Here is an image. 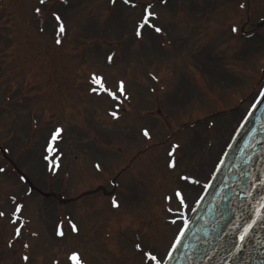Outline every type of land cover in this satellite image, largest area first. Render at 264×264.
Segmentation results:
<instances>
[{"label":"rangeland","instance_id":"1","mask_svg":"<svg viewBox=\"0 0 264 264\" xmlns=\"http://www.w3.org/2000/svg\"><path fill=\"white\" fill-rule=\"evenodd\" d=\"M135 1L0 0V264L163 261L260 94L264 0Z\"/></svg>","mask_w":264,"mask_h":264},{"label":"water","instance_id":"2","mask_svg":"<svg viewBox=\"0 0 264 264\" xmlns=\"http://www.w3.org/2000/svg\"><path fill=\"white\" fill-rule=\"evenodd\" d=\"M264 93L225 151L166 264H264ZM253 227L244 241L240 233Z\"/></svg>","mask_w":264,"mask_h":264},{"label":"snow or ice","instance_id":"3","mask_svg":"<svg viewBox=\"0 0 264 264\" xmlns=\"http://www.w3.org/2000/svg\"><path fill=\"white\" fill-rule=\"evenodd\" d=\"M45 0H40V4H44ZM114 2V0H113ZM125 2L127 3L128 0H125ZM241 7H244V5H241ZM151 8V5H149L146 9H145V15H144V22L147 23L148 19L150 16H154L155 14L154 13H151L148 11V9ZM35 11L37 13H39L41 11L40 8H36ZM55 15V14H54ZM55 19L57 21H60L61 20V17L59 15H55ZM151 27H154L155 29V32L159 33L162 31V29L160 27H156L155 25H150ZM59 31L61 33H63L65 31V27L62 23L59 24ZM232 31L233 32H236L237 31V28L236 27H233L232 28ZM136 35L137 36H140L141 35V31L140 29L138 28L137 31H136ZM57 43H60V40H57L56 41ZM113 59L112 56H109L108 57V60L111 61ZM92 82L94 84H97V85H100V87L103 89V83H102V80L101 78L99 77H96L95 75L92 77ZM106 90V89H104ZM93 91H95V89H93ZM119 93L120 94H124L125 93V85H124V82L121 81L119 83ZM109 95L115 97L116 93H113V92H109ZM113 116H116V113L113 112L112 113ZM61 129L57 128L55 130V132L53 133V138H56L57 136L60 135L61 133ZM143 135L145 137H149L150 136V133L148 131V129H144L143 130ZM173 150H175L177 147H179L178 145H172L171 146ZM173 153L172 152H169V156H171ZM45 159H47V157H45ZM171 167H174V164L173 165H170ZM97 167L99 168V165H97ZM2 171V170H0ZM185 180H187L188 178L185 177L184 178ZM175 197L176 198H179V202H180V205H184L185 201H184V196H183V190L182 189H177L176 192H175ZM169 199H171V197H169ZM115 201H113V204L115 205ZM197 203H199V201H197ZM260 209L261 210H264V201H262L259 205ZM19 211V209H17ZM171 210V209H170ZM0 215H3V213H0ZM175 223V221H173ZM253 227V224L252 223H247L243 229V231L240 233V240L241 241H244L249 233V230ZM72 228L73 230H77L76 229V226L75 225H72ZM187 228V221H182V226H178V232L180 233V235H177L176 238H175V243L171 246L172 248H175L176 247V244H178L180 242V237L184 234V231L185 229ZM62 234V233H61ZM140 245H137V248H139ZM143 256H146L148 261L150 262V264H161L162 262V258H158V256L156 254H153V252L149 251V252H144L142 253ZM168 255L170 256L171 253H168ZM25 260H27L28 258L27 257H24ZM71 260H73L75 262V264H80V258L78 256L77 253H73L72 256L70 257Z\"/></svg>","mask_w":264,"mask_h":264}]
</instances>
